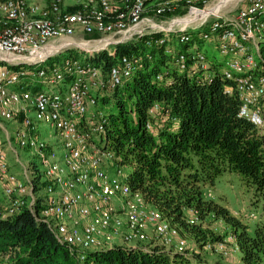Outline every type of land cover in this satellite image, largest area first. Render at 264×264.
Returning <instances> with one entry per match:
<instances>
[{"label":"built area","instance_id":"2783aa9c","mask_svg":"<svg viewBox=\"0 0 264 264\" xmlns=\"http://www.w3.org/2000/svg\"><path fill=\"white\" fill-rule=\"evenodd\" d=\"M245 1L233 17L213 21L203 38L220 42L219 50L225 56L224 75L235 82L242 100L239 115L264 128V70L257 62V55L263 54L264 0ZM209 2L81 0L79 9L68 12L63 9V0H50L45 7L28 0L0 1V62L5 63L0 64V119L13 121L14 132L13 136L0 120V129L6 133V139L0 137V219L29 210L47 224L59 242L76 252L80 264L86 262L89 251L115 244L137 246L155 241L174 245L179 251L193 249L158 208L131 188L127 175L118 176L125 169L116 163L120 158L99 145L106 118L103 111L91 113L90 108L96 106L106 85L121 84L132 74L134 60L130 56L122 57L119 65L111 67L106 78L99 67L68 58L61 66L33 71L41 84L50 86L48 90H34L30 85L12 89L11 85L30 73L15 67L39 65L71 47L77 27L84 34L99 35L80 39L88 46L99 45L95 49L82 46L85 51L111 49L109 44L133 36L161 29L171 31L186 15L173 18L168 23L170 27H161L155 18L179 8H186V14L194 17L209 10ZM149 10L153 14L145 15ZM115 37L117 40H112ZM187 39L186 35L181 37V41ZM79 43L75 44L81 46ZM190 57L202 68L208 67L203 51H192ZM185 61V54H179L177 62L182 68ZM258 69L262 71L257 73ZM225 91L231 93L232 89L227 87ZM157 108L156 105L152 111ZM39 122L53 125L56 136L48 132L42 137L37 128ZM14 137L20 147L38 156L44 165V170L39 168L48 184L40 211L36 208V165L30 159L32 164L23 165L20 177L7 160L5 144L20 158L12 142ZM53 137L55 141L48 139ZM60 145L64 153L58 158L56 147ZM111 166L116 174L108 170ZM223 243L216 244L222 248Z\"/></svg>","mask_w":264,"mask_h":264},{"label":"trees","instance_id":"16d2710c","mask_svg":"<svg viewBox=\"0 0 264 264\" xmlns=\"http://www.w3.org/2000/svg\"><path fill=\"white\" fill-rule=\"evenodd\" d=\"M80 7L63 5L68 12ZM186 12L179 8L160 19ZM203 28L207 31L210 25ZM183 35L188 37L186 41H181ZM85 36L99 37L97 33ZM201 41L205 39L199 31L166 34L160 30L116 43L111 49H68L63 58L56 55L39 65L14 66L30 71L25 77L29 82L37 80L33 71L61 66L68 58L99 67L105 78L122 57L134 60L132 74L121 84L106 85L97 99L106 110L99 145L112 150L120 158L116 163L130 169L127 181L133 190L192 237L194 244H189L193 249L179 251L174 245L155 241L137 246L115 244L89 251L83 264H221L204 254L207 245L213 248L227 236L234 239L239 252L235 264H264L263 220L252 225L235 216L211 199L207 190L218 177L236 172L256 202L262 201L264 212V128L239 115L242 100L236 84L220 65L205 54V69L190 57L192 51H203ZM219 43L212 39L218 49ZM181 53L186 56L183 68L177 62ZM208 69L214 73L210 75ZM37 81L34 90L40 88ZM227 87L231 93L225 91ZM161 118H165L163 124ZM35 181L40 211L48 181L37 165ZM211 218L225 223L222 234L203 228ZM0 264L80 263L76 252L59 242L46 223L24 209L0 219Z\"/></svg>","mask_w":264,"mask_h":264},{"label":"rangeland","instance_id":"374dc122","mask_svg":"<svg viewBox=\"0 0 264 264\" xmlns=\"http://www.w3.org/2000/svg\"><path fill=\"white\" fill-rule=\"evenodd\" d=\"M2 1V0H0ZM81 0H63V5L65 7H71L76 6L77 4H80ZM39 3L42 7L48 6L50 3V0H40ZM246 4L245 0H210L209 5L206 6L207 9L205 13L197 14L194 17L192 15H187L186 13L184 15H174L173 17H166L161 18H155L156 22H161V27H170L171 25L168 23L172 21L173 18H177L179 16H184L185 20H180L179 22H176V24L173 27L171 31H177V32H186L187 30L190 31H196L200 32L203 35V30H205L204 26H209L213 21L215 20H222L228 19L229 17H233V15L236 14L238 9ZM151 6V4L149 5ZM207 13V14H206ZM209 13V14H208ZM152 11L149 10V12L145 13V15H152ZM205 15L204 18H200L201 16ZM202 20H205L204 22H201ZM186 23V24H185ZM185 26L184 29L182 27ZM168 34L170 31L162 30ZM196 34V33H195ZM135 37V36H133ZM81 38H87V36H73L71 39L73 40L74 44L69 47L68 49H80L84 50L82 46L87 47L89 49H95L99 45H87L85 42H81ZM132 38V37H131ZM112 40H117V37L112 38ZM195 40V39H194ZM196 42L198 41L195 40ZM81 46L76 45L75 43H78ZM212 40H206L205 42L201 41L202 50L203 52L208 56V58L213 60V62L217 65H220V69L223 71L225 68V56L221 53V51L211 44ZM115 43L109 44L107 47H111V45H114ZM262 52L264 54V42L262 43ZM68 49H64L61 53L57 54L58 58H63L65 55V51ZM256 49V48H255ZM255 49L253 48V51L255 52ZM261 55L258 57L257 55V62L261 64V69L264 70V62L262 61L264 58V55ZM207 64V63H205ZM210 75L214 73L213 69H208V72ZM40 84V83H39ZM26 85H30L31 87L38 86L37 80H31L28 82L27 79L23 78L21 81H19L16 84L11 85L12 89L17 88H23ZM49 85L47 84H40V88L43 90H48ZM52 88L55 86H51ZM91 113H95L98 110H101L106 113V110L104 108L100 107L98 104L94 107H91ZM31 117L34 118V114L31 113ZM1 122L7 126L10 129L11 134L14 136V132L12 127L13 121H9L6 119H0ZM165 118H161V124L164 123ZM160 121V120H159ZM17 127V126H16ZM15 127V128H16ZM37 128L42 137H46L48 132H51L56 136V128L53 125H50L49 123L45 122H39L37 123ZM0 137L6 139V133H4L3 130L0 129ZM51 141H55L56 138H48ZM13 145L16 148L17 152L20 155V158L16 157V153L5 144L4 147H6L7 152V160L10 164L11 170L22 177L23 173V165L34 164L41 168V170H44V165L38 156L32 154L29 152V150L20 147L18 144L16 138H13ZM64 153V148L62 145L56 147V154L57 157L60 158ZM32 163H31V161ZM108 170L112 174L115 173V169L113 166L108 168ZM130 169L125 168L123 174L118 175L119 177L123 178L125 175L129 174ZM207 190L211 193V199L216 201L217 203L227 207L232 214L235 216H238L240 218H243L244 220H247L252 225L256 223L257 221L263 220L264 222V212L262 209V201L257 203L256 198L253 197L250 190L247 188V186L244 184V182L241 179V176L236 172H228L223 174L222 176L218 177L215 181V184L213 186L207 187ZM256 202V205H255ZM262 222V221H261ZM176 226V225H174ZM177 227V226H176ZM178 231L181 237L184 239H187L190 244H194L192 241V237L184 230H181L179 227ZM203 228L207 230H211L217 233H223L225 230V223L222 220H218L215 218H211L203 223ZM228 238H223L222 241H225L223 243L222 248H220L219 244H214L213 248H211L209 245H207L206 253L204 254L206 258L211 262H218L221 264H235L238 261L239 252L236 249L235 245L233 244L234 239L230 236H227ZM217 243V242H216Z\"/></svg>","mask_w":264,"mask_h":264},{"label":"crops","instance_id":"0c3cea01","mask_svg":"<svg viewBox=\"0 0 264 264\" xmlns=\"http://www.w3.org/2000/svg\"><path fill=\"white\" fill-rule=\"evenodd\" d=\"M30 2H40V0H28ZM76 36H85L84 32L81 30L80 27H77V30H76V33H75Z\"/></svg>","mask_w":264,"mask_h":264},{"label":"bare ground","instance_id":"6f19581e","mask_svg":"<svg viewBox=\"0 0 264 264\" xmlns=\"http://www.w3.org/2000/svg\"><path fill=\"white\" fill-rule=\"evenodd\" d=\"M205 12H206V11H204V12H201V13H197V14H202V13H205ZM197 14H196V15H197ZM206 14H207V13H206ZM208 14H209V13H208Z\"/></svg>","mask_w":264,"mask_h":264}]
</instances>
